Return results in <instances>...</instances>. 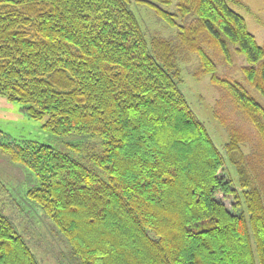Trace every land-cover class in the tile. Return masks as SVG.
<instances>
[{
  "label": "trees",
  "instance_id": "16d2710c",
  "mask_svg": "<svg viewBox=\"0 0 264 264\" xmlns=\"http://www.w3.org/2000/svg\"><path fill=\"white\" fill-rule=\"evenodd\" d=\"M230 2L178 0L170 12L172 0H0V96L44 119L60 142L1 132L0 152L34 175L26 199L76 264H264V157L236 164L246 217L220 175L223 155L179 86V54L198 50L213 69L208 42L227 59L232 47L243 54L244 74L264 97V50ZM133 3L177 35L147 38ZM228 85L264 118L242 86ZM220 194L233 196V211ZM0 264H40L1 211Z\"/></svg>",
  "mask_w": 264,
  "mask_h": 264
},
{
  "label": "rangeland",
  "instance_id": "374dc122",
  "mask_svg": "<svg viewBox=\"0 0 264 264\" xmlns=\"http://www.w3.org/2000/svg\"><path fill=\"white\" fill-rule=\"evenodd\" d=\"M177 2L178 0H172L167 10L176 11ZM229 5L244 18L247 30L264 50V0H234ZM132 9L147 38L153 35L173 38L177 35L178 27L170 26L160 19L150 6L133 3ZM177 23H180L179 18ZM202 47L213 69L207 70L209 65L202 63L198 50L184 55L181 53L178 55L181 70L179 86L191 109L203 122L224 157L220 175L230 178L232 187L238 193L241 205L236 211H243L248 217L244 203L246 182L240 180L237 165L246 167L248 162H254L259 156L264 157V149L261 154L264 139L256 127V122L260 124L257 126H264V118L246 109L233 95L234 91L232 93L228 83L242 86L261 106L263 112L264 97L244 74L243 69L248 64L243 54L232 47L227 59L213 43H202ZM262 60L264 61V56ZM44 121L31 119L25 115L20 103L10 102L0 96V133L7 134L16 141H36L54 148L60 147V142L43 129ZM234 141L238 142L237 148L230 145ZM246 171L250 175L248 169ZM35 184L34 175L27 168L13 163L0 152V211L12 220L17 232L27 241L40 264H76L70 257L64 238L52 221L40 208L26 199L27 191ZM217 197L230 211L234 210L235 199L232 195L220 194Z\"/></svg>",
  "mask_w": 264,
  "mask_h": 264
}]
</instances>
